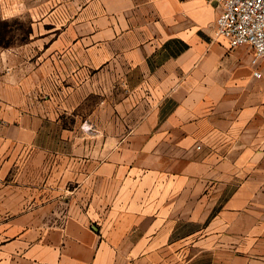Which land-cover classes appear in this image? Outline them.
<instances>
[{"label":"crops","instance_id":"crops-1","mask_svg":"<svg viewBox=\"0 0 264 264\" xmlns=\"http://www.w3.org/2000/svg\"><path fill=\"white\" fill-rule=\"evenodd\" d=\"M66 14L51 43L74 68L55 72L54 101L76 110L101 91L116 113L99 146L64 154L68 213L42 201L6 217L32 243L12 264H264V70L254 75L252 50L215 37L207 0H86Z\"/></svg>","mask_w":264,"mask_h":264},{"label":"rangeland","instance_id":"rangeland-1","mask_svg":"<svg viewBox=\"0 0 264 264\" xmlns=\"http://www.w3.org/2000/svg\"><path fill=\"white\" fill-rule=\"evenodd\" d=\"M85 2L0 0V264L19 263L32 244L20 243L22 223L11 228L6 217L41 209L37 204L42 201L47 215L68 213L77 195L73 181L59 183L60 167L69 164L64 154L88 139L99 146L105 118L116 113L113 105L101 108V91L76 110L54 101L60 79L55 72L69 70L74 62L60 63L51 33L55 23L66 21L70 9ZM92 65L96 71L99 63ZM87 119L93 126H86ZM94 196L102 198V191L95 190ZM23 198L29 202L11 204Z\"/></svg>","mask_w":264,"mask_h":264},{"label":"built area","instance_id":"built-area-1","mask_svg":"<svg viewBox=\"0 0 264 264\" xmlns=\"http://www.w3.org/2000/svg\"><path fill=\"white\" fill-rule=\"evenodd\" d=\"M218 15L214 34L228 40L231 48L247 46L252 50L254 75L264 70V0H207Z\"/></svg>","mask_w":264,"mask_h":264}]
</instances>
